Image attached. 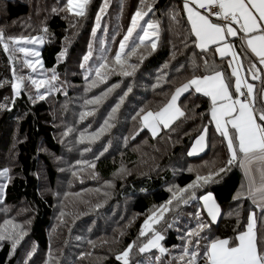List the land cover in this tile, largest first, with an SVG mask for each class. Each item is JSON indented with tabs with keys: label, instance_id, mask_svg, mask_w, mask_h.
<instances>
[{
	"label": "trees",
	"instance_id": "obj_1",
	"mask_svg": "<svg viewBox=\"0 0 264 264\" xmlns=\"http://www.w3.org/2000/svg\"><path fill=\"white\" fill-rule=\"evenodd\" d=\"M103 3L104 0H90L86 15L76 17L61 10L66 9L67 0H0V31L5 37L41 35L44 38L41 52L43 65L46 70L55 69L59 75L58 86L62 85L60 91H53L44 100H38L30 98L35 97V89L26 81L25 89L13 104V64L19 75L27 77L32 73L22 66L20 52L15 53L14 61H9V54L0 45V82H4L0 86V104L7 106L0 109V170L9 169L10 177H0V184H7L0 194V227L5 220H10L22 226L26 233L15 251L11 241L0 242V264H25L26 260L28 264H121L115 256L129 243L137 241L139 244L151 238L149 233L138 240L141 226L152 210L171 198L169 189L185 187L197 173L205 175L209 170L215 171L223 167L228 159L226 142L212 125L209 98L194 91L181 98L185 115L168 129L155 137L146 128L140 130L137 113L141 109L145 112L158 111L170 99L175 88L190 79L194 71L196 75L205 74L204 58L210 62L214 60L226 73L230 72L227 59L222 60L217 54L205 55L195 47V37L190 33L183 11V0H156L153 13L145 20L159 21L158 45L154 52L150 48H141L131 56L129 63L137 66L132 76L111 75L107 83L88 90L89 81L94 77L90 76L86 81L85 70L80 68L88 44L92 42L96 50L89 62L93 68L99 62L97 57L102 47L109 50L107 55L111 58L119 48V41L127 31L131 16L139 7V0H109L94 40L91 33ZM173 11L179 13L175 20L172 19ZM44 28H47V33L43 32ZM135 38L134 33L132 39ZM61 51H66V55L58 59ZM140 53L144 54L142 61ZM194 54L196 63L200 65L198 69L193 68ZM155 72L158 74L152 78L151 74ZM255 83L259 88L260 82ZM146 84L149 89H144ZM113 85L119 86L106 97L105 107L101 106L103 101L100 102L101 108L95 118L88 119L89 124L83 120L77 126L81 133L96 132L109 117L107 107L111 111L120 103L127 88L132 87L115 114L113 125L116 120H120V125L112 134L109 128L104 134L106 136L100 138L112 139L110 142L106 140L103 145V150L107 148V151L98 160H86L96 164L94 169L91 168L92 179L88 180L83 176L88 165L78 163L83 160V154L88 157V151L78 154L68 139L71 135L79 139L80 135V131L72 127L79 120L75 107L81 111L78 116L87 112L85 101L101 95ZM156 93H161L163 98L155 101L153 96ZM127 100L128 105L120 111ZM115 101L118 102L115 104ZM131 120L133 125L129 127ZM205 126L208 128L205 153L189 155ZM69 129H72L71 135L65 136ZM98 141L86 143L91 147L90 151ZM140 146L142 148L136 149ZM148 149L155 151L153 156L162 157L159 163L154 166L149 163L145 174L141 171V175L128 176L116 186L106 184L124 167L139 165L142 162L140 156ZM14 152L17 153L16 163L10 167L9 162L4 163V157ZM64 152L75 155L70 164L56 162V159H62ZM118 160H121L120 164ZM73 172L77 175L74 176ZM242 183V170L233 166L217 176L214 183L196 190L198 197L212 192L222 210L219 220L211 223L210 228L202 233L207 239L201 241L199 264H204L203 245L217 238L234 239L238 232L246 230L249 212L256 211V208L250 200H233ZM96 187H103L107 192L101 197L104 205L88 208L86 198L82 196L76 199V205L83 210L75 215L68 213L69 203L63 211L64 218L57 226L62 213L58 203L61 191H68L71 197L72 192L85 193ZM173 204L176 202L173 201ZM12 210L21 211L24 216H33V219L25 225L22 221L27 222L29 218H17ZM197 210H202L199 199L173 207L160 224L154 225L164 235L161 243L168 249L158 264H180L174 257L181 255L184 245L181 236L196 225L194 213ZM258 214L261 215L260 212ZM202 215L205 222H210L206 212ZM169 224L172 226L168 227ZM257 231L264 236L263 223L258 225ZM29 252H33L30 260ZM158 255L160 253L156 249L140 254L134 247L131 264H149V261L157 264L155 257Z\"/></svg>",
	"mask_w": 264,
	"mask_h": 264
},
{
	"label": "snow or ice",
	"instance_id": "obj_2",
	"mask_svg": "<svg viewBox=\"0 0 264 264\" xmlns=\"http://www.w3.org/2000/svg\"><path fill=\"white\" fill-rule=\"evenodd\" d=\"M89 3L90 0H67L66 9L61 10H66L76 17H84ZM155 3L156 0H139V7L131 16L127 31L119 41L118 50L110 58L107 55L109 50L102 47L101 54L97 57L99 62L95 64L94 68L89 62L93 60L96 50L92 42L88 44L87 52L82 56L80 64V68L85 70L86 81L90 76L94 77L89 81L88 90L101 83H107L111 75L132 76L137 66L129 63L131 56L141 48L145 50L150 48L153 52L156 50L160 34L159 21L145 20V17L153 13ZM108 6L109 0H104L103 6L96 15V25L91 33L94 40L97 37V30L101 26L102 14L105 13ZM183 11L186 13L190 25V33L195 37L193 41L195 47L205 55L218 54L222 60L230 57L226 60L230 72L226 73L221 65L216 64L214 60L210 62L204 58L205 74L196 75L194 71L190 79L175 88L170 99L158 111L145 112L144 109H141L137 113L141 123L140 130L147 128L155 137L161 126L165 129L169 128L177 117L185 115L178 105L179 98L184 93L194 90L195 93L209 98L211 121L214 122L216 132L226 142L228 159L223 167L215 171L209 170L205 175L197 173L195 179L185 187L174 186L169 189L172 193L171 198L159 208L152 210L141 226L138 240L148 236L149 233L152 234L151 238L139 244L137 241L129 243L122 252L115 256V259L121 264H131L134 247L140 254L147 253L152 249L158 250L160 255L155 257V262L158 264L168 249L161 243L165 239L164 235L153 225L160 224L164 220L165 214L172 211L173 207H179L181 204L186 205L195 199L202 201V210H197L194 213L196 225L181 236L184 241L181 255L174 259L178 260L180 264H199L201 241L207 239L202 233L210 228L211 223L217 221L222 210L212 192H205L198 197L196 190L214 183L217 176L230 170L233 166L240 168L243 174V183L233 196V200H250L252 205L259 209L261 213L259 219L261 223H264V0H183ZM177 15L179 13L173 11L172 19L175 20ZM43 32L47 33V28H44ZM134 33L136 38L132 39ZM130 40L131 45L129 44ZM237 40L239 45L236 44ZM43 42L42 36L5 37L4 32L0 31V45L9 54V61L16 59V52L23 53L22 66H26L41 77L37 79L31 75L27 77L19 75L15 64H13V81L11 82L13 104L15 98L19 97L22 90L25 89L26 81L35 89V97L30 96L32 99L44 100L47 95L53 91H60L62 88V85L58 86L59 75L55 69H44L38 50L24 46L17 47L21 43L34 45L43 44ZM65 55L66 51H61L58 59ZM143 58L144 54L140 53V60L142 61ZM192 63L194 69L200 67L196 63L195 54ZM86 65H88L87 68ZM49 71L51 75L47 74ZM256 81L260 82L259 88ZM3 83L0 82V86ZM118 86L113 85L101 95L86 100L85 104H100ZM131 91L132 87H128L121 97L120 103L112 108L109 117L104 120L103 125L96 132L87 137L83 132L80 133V143H84L85 140L89 143L96 141L109 128L113 127L110 121L115 118L120 104ZM65 95H67L66 92ZM5 108H7L5 104H0V109ZM94 111L95 109L81 113L80 119L83 120L85 117L93 115ZM137 117H133V119ZM71 131L72 129H69L64 135L67 136ZM207 131L208 128L205 126L196 140V144L200 145L201 149L204 147ZM138 134L139 132L136 133V135ZM90 150V148L84 149V151ZM106 151L107 148L96 159L98 160ZM192 154L193 152H189V155ZM78 163L87 164L93 169L96 167L95 161ZM121 171L124 170L121 169ZM189 171H193V169H189ZM8 173L9 169L4 168L0 170V177L10 179ZM73 175L76 176L77 173L73 172ZM6 187L7 184H0V194ZM173 201L176 202L175 205ZM203 212H206L210 222L204 221ZM231 214L229 213V215ZM257 219V212L250 211L246 230L238 232L234 239L217 238L203 245L204 264H264V236H261L257 231ZM171 226V224L168 225V227ZM25 234L22 226L5 220L3 226L0 227V242L11 241L12 250L15 251ZM32 255L33 252L28 253L29 260ZM25 264H28L27 260ZM149 264H153V262L149 261Z\"/></svg>",
	"mask_w": 264,
	"mask_h": 264
},
{
	"label": "rangeland",
	"instance_id": "obj_3",
	"mask_svg": "<svg viewBox=\"0 0 264 264\" xmlns=\"http://www.w3.org/2000/svg\"><path fill=\"white\" fill-rule=\"evenodd\" d=\"M41 35H37V36H35V37H40ZM43 45H44V42H43V44H34V45H27V44H23V43H21L20 45H18V47H20V46H24V47H29V48H35L36 50H38L39 52H40V59L42 60V58H41V52H42V47H43ZM22 54V56L23 57H21V58H23L24 59V54L23 53H21ZM29 58H31V57H29ZM38 67V69H39V66H37ZM44 69H45V67H44ZM30 71H31V69H30ZM31 76H33V77H35V78H37V79H40L41 77L39 76V74L38 73H33L32 71H31ZM48 75H51L49 72L47 73ZM158 73H153V74H151V77L152 78H155L156 77V75H157ZM150 87L148 86V84H146V87L144 88V89H149ZM163 98V95L160 93H156V94H154V96H153V98H154V100L156 101L157 99H159V98ZM106 100H107V98L105 97L101 102L102 103H106ZM118 101H115V104L117 103ZM102 103H100V104H98V105H86L85 107H86V109L88 110V111H92L93 109H95V111H94V114L93 115H91L92 117H90V116H87V117H85L83 120L84 121H86L88 124L90 123V121H88V119H90V118H95V116H96V114H97V112L99 111V109L101 108V106H103V107H105V103H104V105H101ZM101 105V106H100ZM128 105V100H127V102L125 103V105L122 107V109L120 110V111H124V109L126 108V106ZM75 114L77 115V117L79 118V120H77L76 122H75V125H73L72 127H74V128H76V130H79L78 128H77V126H78V124H81L82 122H83V120H81L80 119V116H78L79 114H80V112L81 111H79V108H77V107H75ZM110 108L109 107H107V111H106V113L107 114H110L111 113V111L109 110ZM153 112H155V111H153ZM116 114V113H115ZM114 120H115V118L114 119H112L111 121H110V123L113 125V122H114ZM93 122V121H92ZM118 124L120 125V120L118 121V120H116L115 121V123H114V125H113V127H111V129H112V131H111V133L110 134H112L113 132H114V130H115V128H116V126H118ZM133 125V120H131L130 122H129V127L130 126H132ZM93 126V125H92ZM128 127V128H129ZM100 128V127H99ZM80 131V133H81V130H79ZM92 132H90V131H88L87 133L86 132H84V134H85V136L87 137L89 134H91ZM105 134V133H104ZM104 134H102L101 136H100V138H102V137H104V136H106V135H104ZM152 134V133H151ZM71 135V133H69V135L68 136H70ZM153 136V135H152ZM156 136H158V135H156ZM99 138V141L95 144V145H93V147H92V151H88V157H86V155L85 154H83V152H85L84 151V149L85 148H91L90 146H88L86 143H89L87 140H85V142L84 143H80V135H79V139H76V138H74V136L73 135H71L70 137H68V139H69V142L71 143V145L73 146V150L75 151V152H77L78 154H83V156H82V161H84V162H86V160L87 159H89V160H95L96 159V157L97 156H99V154L102 152V150H103V145H104V143H106V140L108 141V142H110V141H112V139L111 138H107L106 137V139H100ZM93 142H95V141H93ZM93 142H91V143H93ZM143 146V145H142ZM142 146H140V147H137L136 149H138V148H142ZM118 150V148H116L115 149V151H117ZM205 151H206V149H205ZM205 151L204 152H201V153H199V154H197V155H194V156H199V155H202L203 153H205ZM152 152H155V151H153V150H150V149H148V150H145L144 152H143V154L140 156V161H142L139 165H137V166H133V167H124L123 168V170L124 171H121V173L119 174V175H117V176H115L114 177V179L111 181V182H109V183H106V184H109V185H111V186H116L117 185V183H121V182H123V181H125L126 179H127V177L128 176H136V175H141L140 174V172L142 171L143 172V174H145V171H147V169H148V167H147V165L150 163L152 166H154V165H156L157 163H159L160 161H161V159H162V157L161 156H159L158 158L157 157H155V156H153L152 155ZM63 157H62V159H56V162H58V163H60V164H63V163H71V161L73 160V157H75V155H73V154H68V153H63V154H61ZM13 157H15V159H12ZM16 158H17V153L16 152H14L13 154H5V157H4V163H7V162H9V165H10V167H12V166H14L15 165V163H16ZM118 163L120 164L121 163V160H118ZM91 174H92V169L90 168V167H86V172L84 173V178H87L88 180H90V179H92L91 178ZM68 186H69V184H68ZM96 192V194L94 193V192ZM93 191L92 190H88L87 192H85V193H81L80 191L79 192H72V195H71V197H70V195L68 194V191H66V190H62L61 191V199H60V202H58L59 203V206H60V210H61V212L63 213V211L65 210V209H67V207H68V205H69V203H70V207H69V212L68 213H71V214H77L81 209L83 210V207H77V205H76V199L78 200V198H81L82 196L83 197H85L86 199H85V201L87 202V204H88V208L91 206V207H102L103 205H104V203H105V201L103 200V199H101V197H103V196H105L106 195V190L103 188V187H96V188H94L93 189ZM104 192V194L102 195L101 193H103ZM95 194V195H94ZM100 198V199H99ZM11 212V211H10ZM12 213L15 215V217H17V218H22V219H25V220H27V218H29L28 220H27V222L26 221H22V223H24L25 225H27L29 222H31L32 221V219H33V216L32 217H30V216H24L23 214H22V212L21 211H13L12 210ZM61 213V214H62ZM64 217H62V215H61V217H60V219H59V221H58V224H57V226L60 224V221L63 219ZM92 226H89V228H91ZM153 227H154V225H153ZM67 229H65V231H66Z\"/></svg>",
	"mask_w": 264,
	"mask_h": 264
},
{
	"label": "crops",
	"instance_id": "obj_4",
	"mask_svg": "<svg viewBox=\"0 0 264 264\" xmlns=\"http://www.w3.org/2000/svg\"><path fill=\"white\" fill-rule=\"evenodd\" d=\"M213 19L215 20V18L213 17ZM189 24V23H188ZM236 44L237 45H239V41L237 40L236 41ZM237 50H239L238 48H237ZM218 55V54H217ZM219 56V55H218ZM225 59H230V57H227V58H225ZM254 59V58H253ZM230 70V69H229ZM234 79V78H233ZM194 91V90H193ZM186 93H184L180 98H179V101H178V105H179V107L182 109V107H181V104H180V100H181V98L185 95ZM181 117V116H180ZM180 117H177L176 118V120H178ZM211 117V116H210ZM176 120H175V122H176ZM174 122V123H175ZM174 123H172L171 124V126L174 124ZM212 125H213V127L215 128V125H214V122H212ZM147 129V128H146ZM165 128H163L162 126H161V128H160V130L158 131V134H160L163 130H164ZM166 129H168V128H166ZM147 130H149V129H147ZM149 132L151 133V131L149 130ZM157 134V135H158ZM206 147H207V135H206V139H205V142H204V147L201 149V146L200 145H198V144H196V141L194 142V144H193V146H192V148H191V151L190 152H193V154L192 155H197V154H199V153H201V152H204L205 151V149H206ZM215 198V197H214ZM215 200H216V198H215ZM217 202V201H216ZM218 203V202H217ZM256 212H257V228H258V225L261 223V221H260V219H259V217H260V214H258L259 213V209H257L256 208ZM220 217V216H219ZM219 217L217 218V221L219 220ZM264 224V223H263Z\"/></svg>",
	"mask_w": 264,
	"mask_h": 264
}]
</instances>
